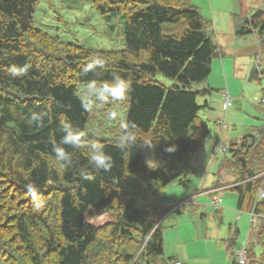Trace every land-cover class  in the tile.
<instances>
[{"label": "trees", "instance_id": "trees-1", "mask_svg": "<svg viewBox=\"0 0 264 264\" xmlns=\"http://www.w3.org/2000/svg\"><path fill=\"white\" fill-rule=\"evenodd\" d=\"M41 1L0 0V264H169L163 212L155 203L143 210L137 203L153 201L148 191L155 198L173 181L186 183L195 170L193 156L211 138L207 121L199 116L205 104L198 103L213 91L200 87L217 52L211 22L190 0H90L108 24L123 21V47L96 50L64 42L37 26L34 14ZM107 28L109 34L114 31L112 24ZM252 32L264 40V9L242 18L235 30L239 36ZM92 57L101 58L104 67L84 75ZM23 65L30 66L27 74L10 78V69ZM114 75L130 82L128 99L85 111L83 86ZM157 75L172 84L166 86ZM251 79L261 77L253 71ZM44 111L49 117L36 127L30 114ZM108 111L116 112L117 119L107 120ZM121 119L135 121L154 146L137 145L130 152L118 148ZM62 121L103 144L113 157L109 173L96 170L87 153L77 149H69L71 161L60 169L50 140L59 141ZM170 145L175 151L165 150ZM219 166L225 179L215 188L226 186L237 193L239 209L251 208L257 190L264 189V127L231 143ZM128 175L145 184L133 187L134 181L127 187ZM30 183L38 189L39 209L28 193ZM256 210L264 213V200L256 202ZM90 211L111 219L93 225L86 220ZM237 232L228 239V251ZM248 237L245 264H264V222Z\"/></svg>", "mask_w": 264, "mask_h": 264}, {"label": "rangeland", "instance_id": "rangeland-1", "mask_svg": "<svg viewBox=\"0 0 264 264\" xmlns=\"http://www.w3.org/2000/svg\"><path fill=\"white\" fill-rule=\"evenodd\" d=\"M190 3H192V0H190ZM34 23L42 29H45L51 35L59 36L64 42L74 44L78 43L96 50L119 49L123 47V21L120 18H115L108 24L95 11L90 0H42L34 14ZM111 24L114 25V31H111L109 34L107 26ZM250 38L251 42L254 44L257 43L258 38L263 40L257 33L252 34ZM262 57L264 61V50L262 52ZM261 61L262 60H258V62L263 66ZM241 76L242 74H239L237 76L239 79L235 81L233 80V82L229 85L223 86L227 88V92L233 97L231 106L227 111L225 110L227 114L230 112H232V114L229 117L228 115H225L224 117L223 115H220V117H222L220 121L226 123L227 126L229 125V130L235 132V135L240 137L236 138L237 141H241L246 134L249 135L256 132L258 128L264 127V110L260 107L261 105L258 104V100L262 97L264 91V77L259 80L249 79L248 72L244 81L241 80ZM156 79L166 86L172 84V80H169L161 75H157ZM208 80H211L214 84L218 82L215 70L211 71ZM206 82L200 87L204 88ZM234 92L235 95H233ZM220 95L219 91L215 90L206 98L211 102V99L217 96L219 97ZM202 102L203 97H199L198 103L202 104ZM221 102V100L220 103L216 102V105L212 106V109H205V107H203L199 111V116L206 121L208 120V124L212 132H216V125L214 126V122L211 119H207L206 113L210 112L212 115H216L215 113L217 112L220 113V110H223L221 108ZM232 118H238L240 124L235 122L232 123ZM97 135L106 138L110 137V134L107 132H97ZM207 144L208 142H205L204 147H206ZM217 153H220L218 157L223 155L222 152ZM151 157V153L146 151L145 159H151ZM215 171V166L212 167L211 172H202L201 170L196 172L194 171L187 176L185 179L186 183L180 180L173 181L163 187L160 194L156 195L155 198H164V201H166L167 205H169L168 208L172 207L171 209H175L176 205H178L177 209H179L172 214L173 216L178 214L179 216L191 214L196 208L200 211L198 213L203 212L205 214L208 230L210 234L213 235L212 238L208 237L210 246L205 248L201 245V243H196L194 241L190 242L189 236H185V241H189L185 249L190 255H204L207 252L211 257H213L216 252L218 253L217 248L221 246L227 254L228 261L230 262L232 260V256L229 254L228 249L223 247L221 239L226 240L232 236L233 231H231L229 227L233 229L234 227H237L238 233L235 236L234 245H240L246 239L245 237L248 231L249 216L245 211L236 209V192L227 188L218 190V194L222 199L219 204V211L217 212L212 209L209 205L210 195L206 192V190L211 188L212 183L215 180ZM133 182L134 177L128 175L126 182L127 187L131 186ZM183 201H186V204H180ZM150 205V200H141L137 203L139 209H147ZM236 215H240L242 217L239 222L238 220H235ZM110 219L111 217L108 214L98 211H90L86 214L87 222L93 225L103 224ZM166 222L167 221L164 223ZM185 231H187L186 221ZM186 235H188V232ZM190 245V249H187ZM254 247L255 252L259 255L261 253L260 245L256 244Z\"/></svg>", "mask_w": 264, "mask_h": 264}, {"label": "crops", "instance_id": "crops-1", "mask_svg": "<svg viewBox=\"0 0 264 264\" xmlns=\"http://www.w3.org/2000/svg\"><path fill=\"white\" fill-rule=\"evenodd\" d=\"M194 7H196L202 16L211 22V39L213 43L217 47L216 55L213 57L211 62V71L215 70V74L218 77V82L216 84L212 83L211 80L207 79L205 84V88H210L213 91L209 95H211L215 90L219 91H228L225 85H229L233 80L239 79L237 76L242 74V79L244 80L247 77V73L249 72V79H251V74L254 71V67L256 65V58L262 60V64L264 66V61L262 57V52L264 50V41L258 38L256 44L251 42V35L255 34V32L239 36L236 35L235 30L242 18L248 17L254 11L258 9L264 8V0H192L191 3ZM228 71V72H227ZM229 73V75H228ZM211 74V73H210ZM210 76V75H209ZM209 78V77H208ZM218 88V89H216ZM207 95V96H209ZM235 95V92L233 93ZM203 97L202 104H205V109H212V106L216 105V102L220 103L222 101L221 95L211 99V102L206 97ZM264 96V91L262 97ZM260 105V104H259ZM262 109L264 110L263 106ZM229 109V108H228ZM227 109V110H228ZM226 110V111H227ZM220 113H215L216 115H212L210 112L206 113L207 119H211L214 122V126L216 125V132L211 131V138L206 141L208 142L206 147H202V149L197 152L193 156V165L195 167V172L201 170L202 172H211L212 167H216V171L214 172V182L212 183L211 188L207 189L206 192L210 195L212 192H216L218 194L219 189H224L222 187L215 188V183L218 180L225 179L224 172L220 168V161L222 157L225 155L218 157L220 153H215L213 151V145L215 143H219L221 147L228 148L231 143L239 142L236 138H240L235 135V132L229 130V125L222 127L219 123V120L222 118L220 115L231 116L232 112L227 114L224 110H220ZM231 122H235L240 124L239 119H231ZM208 123V120H207ZM226 124V123H225ZM209 125V124H208ZM243 127V126H242ZM211 130V128H210ZM247 132V131H244ZM150 165L153 164L152 160H148ZM134 186H143L145 181L142 179L134 178ZM226 189V188H225ZM230 190V189H229ZM219 195V194H218ZM237 195V193H236ZM236 209L243 210L246 213L248 212V207H242L239 209L238 206V195L236 196ZM155 200V202H154ZM162 197H158L153 199L151 203H155L158 205V211L163 212L160 218V224L162 225L163 232V241H164V256L166 258H171V260H178L181 264H232V260L229 262L227 258V254L224 252L223 248L219 246L218 253L216 252L213 257L209 255V253H205L204 255L200 254H189L185 247H187L188 242H196L201 243V245L205 248L210 246L208 242V237H213L208 230V225L206 221L205 214L198 213L200 212L198 208H196L191 214L184 215H175L178 209H169L167 212L164 211L168 208L167 202ZM167 200V199H166ZM166 205V206H165ZM183 205V204H182ZM199 205V204H196ZM165 206V207H164ZM178 205H176L177 207ZM213 209V208H212ZM143 210V209H142ZM214 210V209H213ZM214 211H219V208ZM236 215L235 220L238 222L242 219L241 216ZM249 216V215H248ZM165 219V220H164ZM167 221L166 223H164ZM185 221L186 228L185 231ZM249 224V221H248ZM231 231L234 229L229 227ZM238 231V229H237ZM188 232V235H186ZM238 233V232H237ZM249 234V225L248 231L245 238H248ZM185 236H189V241H185ZM231 237V236H230ZM229 237V238H230ZM221 239V243L225 249L228 246V239ZM191 245L187 248L190 249ZM210 250V249H209ZM229 252V251H228ZM230 254V253H229ZM231 255V254H230ZM232 256V255H231Z\"/></svg>", "mask_w": 264, "mask_h": 264}, {"label": "clouds", "instance_id": "clouds-1", "mask_svg": "<svg viewBox=\"0 0 264 264\" xmlns=\"http://www.w3.org/2000/svg\"><path fill=\"white\" fill-rule=\"evenodd\" d=\"M29 65L13 66L9 71V76L12 79L21 78L27 74ZM104 67V61L99 57H92L89 62L83 67L82 73H98L99 69ZM131 91L130 82L121 75H114L111 80H105L98 83L96 80H89L80 91L81 106L85 111L95 110L101 105H110L122 103L128 99ZM70 108V105L68 106ZM48 112H33L30 114V121L36 127H42L43 122L48 119ZM107 120H116L117 114L114 111L105 113ZM119 132L115 137L116 145L122 151L130 152L133 147L139 145L141 147H153L155 143L151 139L145 138L141 134V127L135 122L126 119H121L118 124ZM62 135L59 141L50 140L51 151L55 162L60 166V169H65L71 161L69 149L84 150L87 153V159L92 167L98 171L109 173L113 168V157L105 151L102 143L95 138H89L87 133L81 129L74 128L67 122H61ZM168 152L175 151V146L170 145L166 149ZM85 178H88L85 170L80 173ZM29 195L33 198L35 207L39 209L40 203L36 200L37 187L33 184L27 185ZM257 199H264V190L257 192Z\"/></svg>", "mask_w": 264, "mask_h": 264}, {"label": "built area", "instance_id": "built-area-1", "mask_svg": "<svg viewBox=\"0 0 264 264\" xmlns=\"http://www.w3.org/2000/svg\"><path fill=\"white\" fill-rule=\"evenodd\" d=\"M258 58V57H257ZM256 58V65L254 72L257 74L258 77H264L262 74V65L258 62L259 59ZM221 97H222V102H221V108L223 110H227L233 101V97L229 95V93L225 90L220 91ZM258 104L264 107V96L259 98ZM222 127H225L226 124L222 121L219 120V123ZM213 151L216 152H222L223 154L227 153V149L221 147L219 143H215L213 145ZM226 188V186L222 187ZM264 190L262 188H259L257 190L261 191ZM257 192L255 195L254 203L252 207L248 210V215H249V232H256L259 230L262 222H264V213H261L256 210V202L262 201L264 199H257ZM147 197L151 200L154 199V195L152 191H148ZM221 196H219L216 192H212L211 197H210V202L209 205L215 210H217L220 207L221 203ZM180 204H186V201H183ZM240 216V215H239ZM238 216V217H239ZM247 243H248V238H246L240 245H233L229 248V253L232 255V258L235 262V264H245L246 261L248 260V249H247ZM169 264H181L180 261L178 260H172L169 262Z\"/></svg>", "mask_w": 264, "mask_h": 264}]
</instances>
